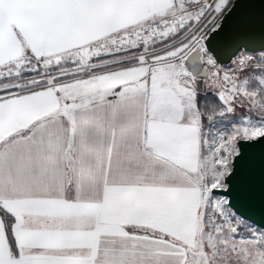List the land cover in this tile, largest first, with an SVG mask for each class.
<instances>
[{
  "label": "snow or ice",
  "instance_id": "1",
  "mask_svg": "<svg viewBox=\"0 0 264 264\" xmlns=\"http://www.w3.org/2000/svg\"><path fill=\"white\" fill-rule=\"evenodd\" d=\"M0 264H264V0H0Z\"/></svg>",
  "mask_w": 264,
  "mask_h": 264
}]
</instances>
